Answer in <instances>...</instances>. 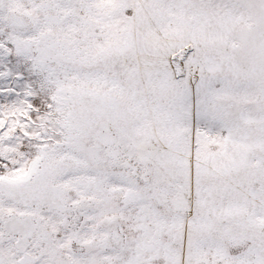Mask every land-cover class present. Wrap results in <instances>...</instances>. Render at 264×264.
<instances>
[{"label":"snow or ice","instance_id":"obj_1","mask_svg":"<svg viewBox=\"0 0 264 264\" xmlns=\"http://www.w3.org/2000/svg\"><path fill=\"white\" fill-rule=\"evenodd\" d=\"M0 264H264V0H0Z\"/></svg>","mask_w":264,"mask_h":264}]
</instances>
